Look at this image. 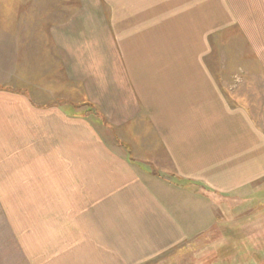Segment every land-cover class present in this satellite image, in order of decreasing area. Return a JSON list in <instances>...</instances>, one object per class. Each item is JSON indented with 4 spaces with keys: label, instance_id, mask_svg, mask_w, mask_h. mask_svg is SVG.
Here are the masks:
<instances>
[{
    "label": "rangeland",
    "instance_id": "rangeland-1",
    "mask_svg": "<svg viewBox=\"0 0 264 264\" xmlns=\"http://www.w3.org/2000/svg\"><path fill=\"white\" fill-rule=\"evenodd\" d=\"M148 1L0 0L3 52L0 53V147L23 136L26 144L23 147L48 151L39 145L44 138L33 135L44 124L41 120L48 118L43 114L39 118L27 117L31 114L25 109L22 111L18 103L4 98L10 92L28 90L47 110L60 104L88 116L80 123L66 122L65 114V122L52 123L55 129L64 128L55 132L58 135L50 130L56 136L53 141L57 147L70 143L69 146L86 151L82 163L79 158L72 162L62 154L56 153L53 157L42 153L40 156L55 158L59 162L56 164L63 167L56 174H65L66 170L70 177L87 178L96 170L101 176V169L102 176L116 175L107 174L110 171L105 163L109 160L106 149L103 150L106 147L122 157L126 155L123 147H116L117 142L108 128L115 125L120 137L133 144L137 159L150 161L170 179L174 180L177 174L184 178V183L199 181L191 175L193 150L192 146L189 149V141H184V150L177 155L169 149L170 144L165 153L159 130L166 129L170 123H179L186 131V125L194 123L198 112L194 101L198 95L192 94L191 99H186L191 91L190 82L197 88L195 93L206 94L215 88L234 109L239 108L241 101L253 103L264 94V67L258 56L260 50L264 55V5L259 4L261 0H179L181 16L171 0H151L157 1L152 6L155 12L152 15L153 8L151 4L148 6ZM224 1H230V9ZM160 11L167 19L156 15ZM232 14L241 23L237 25ZM173 57L177 60L174 68ZM176 66L178 74H165L169 70L174 72ZM165 77L169 78L167 85ZM181 79L187 83H181ZM177 83L180 85L175 90ZM218 83L223 91L215 87ZM231 84L237 85L235 93L229 90ZM175 91L179 94L177 102L170 99H175ZM245 94L251 96L247 98ZM63 99L68 105L62 103ZM71 100L74 106L69 105ZM158 102L178 107L179 121L171 122L174 118L171 116L168 124L156 115ZM204 102L206 99L200 103ZM95 111L100 117L91 115ZM21 122L24 131L20 134ZM53 147L54 144L50 148ZM64 165L70 166V170L64 169ZM181 167L184 175H180ZM40 171H45L46 175H42L45 181L41 180L34 192L32 187H25L24 193H34L40 200H55L46 206L56 216L63 217L64 209H60L63 202H59L62 198L56 200L72 187L69 189L63 180L53 184L48 170ZM203 187L216 193L213 192L214 196L200 193V199L185 198L189 200L181 202L185 227L201 231L211 228L210 233L200 235L199 239L213 242L215 249L231 241V246L220 252L215 264H264V178L232 194L208 184ZM103 190H107L106 186ZM9 204L15 209L19 203ZM256 247L263 250L252 254ZM169 264L181 262L172 259Z\"/></svg>",
    "mask_w": 264,
    "mask_h": 264
},
{
    "label": "crops",
    "instance_id": "crops-1",
    "mask_svg": "<svg viewBox=\"0 0 264 264\" xmlns=\"http://www.w3.org/2000/svg\"><path fill=\"white\" fill-rule=\"evenodd\" d=\"M148 2L151 7L157 3H152L151 0ZM263 2L261 0L259 4L263 6ZM171 3L182 16V8L177 4L181 2L171 0ZM224 3L230 9V1ZM152 8L154 15V7ZM156 15L167 19L163 11ZM232 16L237 25L241 23L237 15ZM149 50L151 51L150 46ZM258 52L264 67V55L261 50ZM0 53H3L1 49ZM171 62L174 68L177 60L173 57ZM178 70L179 67L176 66L174 72L169 70L165 74L174 76L178 74ZM177 79L180 80V77ZM165 80L167 85L169 78ZM182 80L184 79H181V83H187ZM190 83L191 91L186 94V99H191L192 94L198 95L194 101L198 116L194 117L193 124L190 122L186 125L189 134L179 123L173 124L167 120L174 116L170 121H179L178 107L173 103L158 102L159 112L155 113L166 120L165 123H170L166 129L159 130L164 145L163 152H167L169 144L172 146L169 149L175 155L184 150V141H189V149L192 146L191 175L199 178V181L187 183L177 174L173 177L174 180L166 177L159 167L148 160L137 159L133 144L120 137L115 125H109L108 128L117 142L116 147H123L126 155L122 157L115 150L106 147L103 150L106 149L109 160L105 163L110 171L107 174L116 175L111 178L102 176L101 169V176L96 170L87 178L70 177L66 170L65 174H56V170L63 167L48 155L54 157L56 153L62 154L71 161L79 158L82 163L86 151L83 152L81 147L75 149L69 146L70 143L57 147V142L53 141L55 135H58L55 132L63 131L64 128L55 129L54 124L65 122V114L69 120L66 122L80 123L88 116L72 112L60 104L47 110L35 101L32 92L28 90L6 95V101L18 103L22 111L25 109L31 114L27 117L39 118L43 114V117L48 118L41 120L44 123L42 128L33 134L44 138L39 145L48 151L45 153L23 147L26 145L23 144V136L3 148L0 147V264H169L172 259L181 264H215V259L228 249V245L231 246V241L219 249L213 247V242H200V235L210 233L211 228L201 231L185 227L180 205L183 200H189L185 198L200 199V193L215 195L213 192L216 191L203 185L208 184L225 194H232L264 178V94L253 103L241 101L239 108L234 109L222 94L214 91L215 88L213 92L211 88L206 94H200L201 92L195 93L197 88ZM179 85L177 83L174 89L178 90ZM221 86L218 83L215 87L221 90ZM236 86L229 85L231 93L237 91ZM175 96V99H170L177 102V91ZM244 96L249 98L251 95ZM204 99L206 102L200 103ZM64 101L65 99L62 100L63 104ZM69 105L74 106L75 102L71 100ZM91 115L100 117L97 111ZM202 116L207 120L201 119ZM18 127L21 134L24 131L23 122ZM171 127L175 129L169 131ZM50 130L55 135H51ZM16 134L20 135L19 131ZM53 144L54 147L50 148ZM42 153L48 155L42 157ZM42 168L48 170L47 175L51 176L53 184L63 180V184L69 189L72 187L56 200L62 198L59 202H63V208H60L64 209L63 217L56 216L49 205L46 206L51 200H40L34 193H24L27 191L25 187H32L34 192L35 186L40 185L41 180L45 181L42 175L46 173L40 171ZM69 168L70 166L64 165V169L70 170ZM49 171L54 173L49 174ZM136 171L143 177L138 176ZM182 173L181 167L180 175H184ZM200 179L204 181L200 182ZM103 186H106V191ZM9 203L19 204L14 209ZM66 203H69L68 207Z\"/></svg>",
    "mask_w": 264,
    "mask_h": 264
},
{
    "label": "trees",
    "instance_id": "trees-1",
    "mask_svg": "<svg viewBox=\"0 0 264 264\" xmlns=\"http://www.w3.org/2000/svg\"><path fill=\"white\" fill-rule=\"evenodd\" d=\"M257 246V245H256ZM263 249H258L257 247L255 248V251L252 252V254H258L260 251Z\"/></svg>",
    "mask_w": 264,
    "mask_h": 264
}]
</instances>
